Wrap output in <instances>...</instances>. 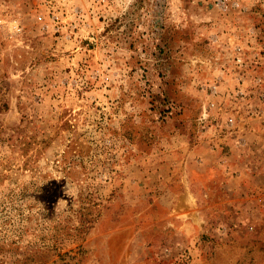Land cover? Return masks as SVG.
<instances>
[{
  "label": "rangeland",
  "instance_id": "obj_1",
  "mask_svg": "<svg viewBox=\"0 0 264 264\" xmlns=\"http://www.w3.org/2000/svg\"><path fill=\"white\" fill-rule=\"evenodd\" d=\"M0 264H264V0H0Z\"/></svg>",
  "mask_w": 264,
  "mask_h": 264
},
{
  "label": "clouds",
  "instance_id": "obj_2",
  "mask_svg": "<svg viewBox=\"0 0 264 264\" xmlns=\"http://www.w3.org/2000/svg\"><path fill=\"white\" fill-rule=\"evenodd\" d=\"M66 194H68L69 195V193L67 192Z\"/></svg>",
  "mask_w": 264,
  "mask_h": 264
}]
</instances>
